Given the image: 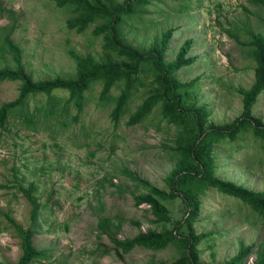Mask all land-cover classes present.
I'll list each match as a JSON object with an SVG mask.
<instances>
[{
  "label": "rangeland",
  "instance_id": "obj_1",
  "mask_svg": "<svg viewBox=\"0 0 264 264\" xmlns=\"http://www.w3.org/2000/svg\"><path fill=\"white\" fill-rule=\"evenodd\" d=\"M130 2L135 12L122 23L124 39L149 49L173 30L168 62L191 40L187 57L194 62L176 73L182 82H193L187 100L207 106L209 121L216 125L231 124L240 117L243 97L237 89H249L255 81L250 33L264 35V7L254 0ZM70 15L69 9L57 7L52 0H0V33L14 25L12 39L21 47L35 80L74 77L71 51L97 58L104 55L105 39L94 35L96 25L84 33L70 30ZM139 76L141 81L118 124L111 113L123 84L113 88L108 101L100 99L102 85L95 84L86 92L82 112L69 101L66 90L54 91L56 100L51 105L46 94H39L30 97L28 108L13 111L6 130L0 132V185L11 187L0 190V264H17L22 255L21 241L2 215L7 212L35 230L34 242L44 258L33 264L171 263L181 258L183 248L174 245L159 251L137 247L127 254L120 248L119 257L116 245L98 229L101 217L116 223L121 218L118 239L125 240L173 226L156 223L150 207L137 204L136 195L147 190L129 175L136 173L168 191L165 179L178 162L171 150L178 129L163 118L160 106L142 122L129 124L150 89L152 69L143 65ZM20 87L18 81H0V106L15 101ZM252 114L264 124V92L252 106ZM26 116L34 122L29 124ZM210 147L215 176L264 192V136L248 127L235 141L215 139ZM14 181L39 187L41 207L35 220L33 207ZM162 203L174 222L185 216L187 209L180 198ZM194 228L198 234L209 235L198 246L202 264H226L242 244L257 247L264 239L263 220L239 199L216 189L201 196ZM255 251L247 264H253Z\"/></svg>",
  "mask_w": 264,
  "mask_h": 264
},
{
  "label": "trees",
  "instance_id": "obj_2",
  "mask_svg": "<svg viewBox=\"0 0 264 264\" xmlns=\"http://www.w3.org/2000/svg\"><path fill=\"white\" fill-rule=\"evenodd\" d=\"M52 1L57 7L70 10L71 15L67 21L70 30L84 33L92 25H96L93 33L95 36H104L105 53L97 58L91 54L79 55L71 51L70 56L76 65L74 77L57 76L52 79L35 80L26 68L21 47L12 39L14 25L7 27L0 33V81H18L21 87L19 97L15 101L0 106V132L6 130L14 110L28 108L30 97L39 94H46L51 105L56 100L53 92L66 90L70 93L69 101L74 102L82 112L86 92L97 83L102 85L100 97L102 101H108L113 88L123 84V90L116 98V106L111 113L113 122L118 124L121 116L126 112L134 89L141 81L139 75L143 73V65L152 69L153 77L142 105L131 116L129 124L142 122L157 106H160L163 118L178 129L176 146L171 148L177 155L178 162L165 179L168 191L159 189L136 173L129 174L138 186L147 190L146 193L136 195L137 204L149 206L156 223L173 226L166 227L162 231L140 232L134 238L120 240L118 235L123 220L118 218L116 223L110 217H101L98 229L116 245L117 255L120 257V248L124 254H127L137 247L159 251L174 245L183 248L182 256L178 260L171 263L151 261L143 264H202L198 246L209 235L196 233L194 223L201 213V196L209 189H216L220 193L239 199L264 222V192H256L215 176V161L210 152L212 140L226 138L235 141L248 127H252L256 135L264 136V124L252 114V106L256 103L257 97L264 92V35L250 33L252 57L255 62V81L249 89H237L243 97L242 115L231 124L216 125L209 121L211 112L207 106L187 100L193 82H182L176 76L178 71L194 62L192 58L187 57L191 50V40L182 46L174 61L168 62L166 53L169 50L173 30L163 34L161 40H157L149 49L135 47L122 36L124 19L135 12L130 0L124 3L118 0ZM254 1L264 7V0ZM148 3L149 0H138L139 5ZM114 55L119 58H115ZM26 121L29 124L34 122L30 116H26ZM14 182L33 207L32 219L35 220L37 211L41 207L37 196L39 187L35 183L25 187L22 181ZM10 188L8 184L0 185V190ZM176 198L182 200L187 211L182 220L174 222L162 201ZM2 215L21 241L22 255L17 264H33L44 258V253L34 242L35 230L32 227L25 228L8 212ZM254 249L256 251L253 264H264V239L257 247L255 244H242L237 255L226 264H247Z\"/></svg>",
  "mask_w": 264,
  "mask_h": 264
}]
</instances>
